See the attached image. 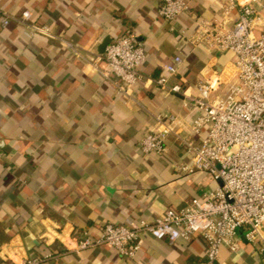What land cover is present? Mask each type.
<instances>
[{
  "label": "crops",
  "instance_id": "1",
  "mask_svg": "<svg viewBox=\"0 0 264 264\" xmlns=\"http://www.w3.org/2000/svg\"><path fill=\"white\" fill-rule=\"evenodd\" d=\"M189 1L190 11L172 25L158 12L160 0H0V12L12 17L4 26L0 13V264L47 253L53 257L43 264H208L200 237L170 242L144 234L134 258L108 245L68 249L109 222L152 221L219 186L207 172L189 171L193 160L181 138L199 142L205 133L193 131L200 111L183 94L143 81L131 98L119 96L62 41L97 55L106 41L133 33L147 52L142 73L155 79L181 55L169 86L196 96L201 80L235 70L232 52L195 42L201 24L229 28L239 9L234 0ZM26 10L55 36L23 24ZM255 31L264 32V23ZM169 115L177 126L165 151L143 153L145 134ZM244 233L239 252L223 247L218 264H264V246L249 244Z\"/></svg>",
  "mask_w": 264,
  "mask_h": 264
},
{
  "label": "built area",
  "instance_id": "2",
  "mask_svg": "<svg viewBox=\"0 0 264 264\" xmlns=\"http://www.w3.org/2000/svg\"><path fill=\"white\" fill-rule=\"evenodd\" d=\"M234 2L231 7L239 9L234 24L224 28L203 23L195 42L209 50L232 52L235 70L229 76L216 74L201 80L196 96L187 94L180 84L169 86L170 77L178 73L183 62L181 55L165 65L159 77L147 78L141 71L147 52L133 33L114 38L103 53L88 56H83L75 44L62 40L112 82L119 96L131 98L135 86L143 81L183 94L185 105L193 104L200 111L193 121V131L205 133L199 142L181 138L193 160L189 171L207 172L219 182L215 190L205 191L182 208H168L152 221L140 218L123 224L109 222L100 234L87 232L68 249L81 252L108 245L121 255L134 258L142 247L144 234L170 242L200 237L207 247V263L218 264L223 247L233 252L241 249V229L249 244L264 246V32L257 35L255 31L264 23L260 13L264 0ZM190 8L189 0H160L158 12L173 25ZM1 14L3 25L7 26L12 17L6 12ZM30 20L31 12L24 11L23 24L33 32L55 36L48 26ZM101 63L107 67L100 68ZM157 119L159 128L148 131L140 143L145 154L164 152L167 137L176 133L175 115ZM2 156L0 148V160ZM52 257L51 253L26 257L20 264H43Z\"/></svg>",
  "mask_w": 264,
  "mask_h": 264
},
{
  "label": "water",
  "instance_id": "3",
  "mask_svg": "<svg viewBox=\"0 0 264 264\" xmlns=\"http://www.w3.org/2000/svg\"><path fill=\"white\" fill-rule=\"evenodd\" d=\"M110 42L109 41H106L104 44H103V47L106 48V46L109 44ZM216 93H214L212 96H215ZM3 147V143H0V148Z\"/></svg>",
  "mask_w": 264,
  "mask_h": 264
}]
</instances>
